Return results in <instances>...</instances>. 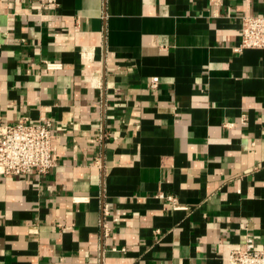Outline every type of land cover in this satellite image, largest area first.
I'll use <instances>...</instances> for the list:
<instances>
[{
  "label": "crops",
  "instance_id": "0c3cea01",
  "mask_svg": "<svg viewBox=\"0 0 264 264\" xmlns=\"http://www.w3.org/2000/svg\"><path fill=\"white\" fill-rule=\"evenodd\" d=\"M262 13L0 0V125L54 134L46 174L0 175V264H226L247 236L264 244V49L233 50Z\"/></svg>",
  "mask_w": 264,
  "mask_h": 264
},
{
  "label": "built area",
  "instance_id": "2783aa9c",
  "mask_svg": "<svg viewBox=\"0 0 264 264\" xmlns=\"http://www.w3.org/2000/svg\"><path fill=\"white\" fill-rule=\"evenodd\" d=\"M42 5L55 3V0H39ZM240 42L233 47L235 52L243 49H264V13L246 15L240 18ZM48 70L61 68V63L44 61ZM150 89H156L159 78L154 76L148 81ZM233 125V124H228ZM54 134L52 122L41 118L33 123L20 118L12 124L0 125V175L30 176L46 174L54 165ZM166 198L172 209L180 208L171 195L156 194ZM85 198H74L78 201ZM226 264H264V244H258L252 236H247L239 248L229 250Z\"/></svg>",
  "mask_w": 264,
  "mask_h": 264
}]
</instances>
